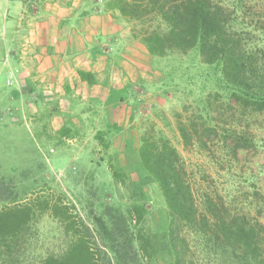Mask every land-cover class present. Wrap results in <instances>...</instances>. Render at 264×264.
<instances>
[{"label":"rangeland","instance_id":"obj_1","mask_svg":"<svg viewBox=\"0 0 264 264\" xmlns=\"http://www.w3.org/2000/svg\"><path fill=\"white\" fill-rule=\"evenodd\" d=\"M28 1L0 0V211L14 203H59L68 206L97 239L92 214L128 204V192L115 181L110 165L135 179L141 142L151 138L165 139L177 149L196 189L209 191L214 198L221 195L235 211L264 224V113L236 101L219 67L206 64L197 49L151 56L133 35V30H140L137 23L112 8L113 0H94L96 11L112 12L131 32L125 81L131 87L111 97L109 104L119 99L125 103L110 110L116 122L110 111L106 114L105 104L96 101L81 107L90 109L91 122L82 123L78 111L67 113L80 122L68 121L70 126L55 130L62 124L58 111L66 114L60 112L61 105L43 103L39 88L22 83L16 68L4 69L18 47L19 16L44 13L39 0L29 7ZM255 4L253 13L263 14L264 0ZM123 79L116 75L119 89ZM106 126L112 128L110 148L97 165L88 160L90 148L96 133ZM181 129L189 135L188 143ZM238 135L249 140L240 143ZM61 138L63 143L57 147ZM147 209L150 229L164 228L166 207L153 185L147 188ZM32 232L26 264L61 254L68 246L64 223L51 210L39 217ZM157 264H165L164 259Z\"/></svg>","mask_w":264,"mask_h":264},{"label":"trees","instance_id":"obj_2","mask_svg":"<svg viewBox=\"0 0 264 264\" xmlns=\"http://www.w3.org/2000/svg\"><path fill=\"white\" fill-rule=\"evenodd\" d=\"M255 2L113 0L110 6L140 26L133 35L151 56L197 49L206 64L220 68L239 104L264 113V13H253ZM111 131L106 126L96 133L89 162L98 165L104 160ZM181 135L188 143L184 129ZM237 140L249 139L238 135ZM62 143L61 138L57 147ZM110 166L115 181L128 192V204L92 214L97 239L68 206L44 200L6 205L0 211V264H26L34 223L48 210L64 223L69 243L61 254L32 264H157L159 259L165 264H264V224L235 211L221 195L214 198L196 189L169 141L142 140L135 179ZM152 185L168 216L157 231L147 224V188Z\"/></svg>","mask_w":264,"mask_h":264},{"label":"crops","instance_id":"obj_3","mask_svg":"<svg viewBox=\"0 0 264 264\" xmlns=\"http://www.w3.org/2000/svg\"><path fill=\"white\" fill-rule=\"evenodd\" d=\"M28 2L29 7L33 0ZM37 4L44 8L42 15L19 16L18 47L4 69L16 68L22 83L39 88L43 103L61 105L60 112L66 114L58 111L62 124L55 130L78 121L67 113L78 111L81 122H91L90 109L81 110L91 102L104 103L106 114L122 107L121 99L117 105L109 103L113 94L131 87L125 85L131 32L112 12L96 11L94 0H39ZM118 73L124 78L118 85L122 89L116 87ZM110 116L115 121L112 112Z\"/></svg>","mask_w":264,"mask_h":264}]
</instances>
